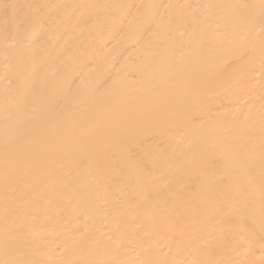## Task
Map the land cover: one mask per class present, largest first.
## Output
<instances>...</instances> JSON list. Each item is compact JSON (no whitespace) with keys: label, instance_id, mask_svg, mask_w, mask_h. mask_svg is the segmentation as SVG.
<instances>
[{"label":"bare ground","instance_id":"1","mask_svg":"<svg viewBox=\"0 0 264 264\" xmlns=\"http://www.w3.org/2000/svg\"><path fill=\"white\" fill-rule=\"evenodd\" d=\"M0 264H264V0H0Z\"/></svg>","mask_w":264,"mask_h":264}]
</instances>
